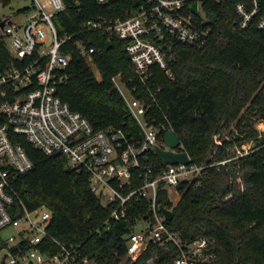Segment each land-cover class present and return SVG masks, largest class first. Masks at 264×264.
Masks as SVG:
<instances>
[{
	"label": "built area",
	"instance_id": "built-area-1",
	"mask_svg": "<svg viewBox=\"0 0 264 264\" xmlns=\"http://www.w3.org/2000/svg\"><path fill=\"white\" fill-rule=\"evenodd\" d=\"M96 1L106 4L111 0ZM131 2L135 5L124 9L123 15L98 14L80 22L71 33L59 31L55 23V17L65 8L64 0H31L30 6L16 11L23 20L0 18V59L7 55V61L0 65V264H96L80 249V244L63 241L50 233L52 211L48 207L29 209L16 198L12 180L32 166L30 156L17 141L19 135L44 153L64 156L67 168L87 175L91 191L108 210L103 227L109 228L119 220L129 222L126 253L132 260L151 242L163 245L172 241L179 251L175 264H214L213 242L202 237L184 243L167 227V218L156 200L162 183L169 195V189L196 178L207 164L195 165L189 156L188 163H166L158 168L149 153H156L155 147L169 148L164 135L172 129L157 120L155 114L156 96L161 88L157 85L159 71L172 77V66L179 59L176 42L203 45L209 35V29L202 26V0ZM194 3L196 11L192 10ZM260 6V0H249L248 6L236 4L241 27H246ZM257 25L264 28V13ZM93 30L115 35L124 43L132 63L131 73L119 71L111 81L135 119L139 134L115 126L94 129L86 116L72 110L57 94L58 86L68 77L65 69L71 55L64 46L70 40H75L99 77L92 58L96 47L90 38L84 40ZM252 126L257 138L264 137V118L254 117ZM231 129L235 130L234 136L221 137L222 132L213 135L216 147L223 139L233 143L226 146L227 153L221 160L211 164H224L228 169L230 162L259 147L253 137L235 141L236 135L244 137L245 133L234 123ZM181 147L179 141L171 148L185 150ZM230 178L240 190L245 189L241 171ZM230 196L228 193L224 199ZM169 198L172 200L170 195ZM144 202L145 213L129 216Z\"/></svg>",
	"mask_w": 264,
	"mask_h": 264
},
{
	"label": "trees",
	"instance_id": "trees-1",
	"mask_svg": "<svg viewBox=\"0 0 264 264\" xmlns=\"http://www.w3.org/2000/svg\"><path fill=\"white\" fill-rule=\"evenodd\" d=\"M239 2L249 4V0H202V26L209 29L207 40L203 45L176 42L179 59L172 66V77L159 71L157 84L161 87L156 96L157 120L166 122L176 132L192 163L207 165L196 178L176 186V203L169 198L164 183L156 200L172 209V218L166 220V225L184 243L202 237L213 242L214 264H264V137L257 138L252 126L254 117L264 118V28L257 25L264 13V0H260V11L246 27L240 26L236 9ZM64 3L55 23L59 31L70 33L83 20L98 14L121 16L124 9L135 5L131 0ZM87 38L96 47L92 58L99 77L75 40H70L64 46L71 55L65 69L68 77L58 86L57 94L72 110L86 116L94 129L115 126L139 134L135 119L111 81L119 71L131 73L132 63L123 41L98 30L88 32L84 40ZM6 61L4 55L0 65ZM233 123L245 133L244 137L236 135L235 141L253 137L259 147L230 162L226 169L227 165L211 163L221 160L227 153L226 146L233 141L223 139L216 147L213 135ZM234 131L230 130L232 136ZM17 141L30 156L32 166L18 174L11 187L16 198L29 209L45 206L52 211L48 227L52 235L80 244V249L96 264H175L179 251L172 241L163 245L151 242L132 260L126 253L129 222L119 220L109 228L103 227L108 210L91 191L87 175L67 170L64 156L42 152L24 135H19ZM149 153L158 168L165 166L153 150ZM237 170L243 174L244 190L230 178L235 177ZM228 193L231 196L224 199ZM146 210L144 202L129 216Z\"/></svg>",
	"mask_w": 264,
	"mask_h": 264
},
{
	"label": "water",
	"instance_id": "water-1",
	"mask_svg": "<svg viewBox=\"0 0 264 264\" xmlns=\"http://www.w3.org/2000/svg\"><path fill=\"white\" fill-rule=\"evenodd\" d=\"M196 3L192 5V10L196 11ZM2 25L3 22H0ZM110 41L107 42V47L110 46ZM164 142L169 146V148H160V147H155V151L160 159V161L163 164L166 163H178V162H189V154L186 150L183 151H175L171 147H175L179 144V137L176 134V132L173 129H168L164 135ZM67 168V167H66ZM69 170V168H67ZM160 209L164 216L168 219H171L172 217V209L169 207H165L163 205H160Z\"/></svg>",
	"mask_w": 264,
	"mask_h": 264
},
{
	"label": "rangeland",
	"instance_id": "rangeland-1",
	"mask_svg": "<svg viewBox=\"0 0 264 264\" xmlns=\"http://www.w3.org/2000/svg\"><path fill=\"white\" fill-rule=\"evenodd\" d=\"M31 0H7L5 3L3 0H0V18H6L7 16L11 17V19L15 22L21 21L24 19L23 16L19 15L16 11L18 9L24 8L25 6H30ZM95 70V67H94ZM230 128H226L222 130L221 137L225 135L231 136ZM169 195L172 200L176 203L178 200V192L175 188L169 189Z\"/></svg>",
	"mask_w": 264,
	"mask_h": 264
},
{
	"label": "crops",
	"instance_id": "crops-1",
	"mask_svg": "<svg viewBox=\"0 0 264 264\" xmlns=\"http://www.w3.org/2000/svg\"><path fill=\"white\" fill-rule=\"evenodd\" d=\"M179 195V194H178ZM178 198H179V196H178ZM178 200V199H177Z\"/></svg>",
	"mask_w": 264,
	"mask_h": 264
}]
</instances>
